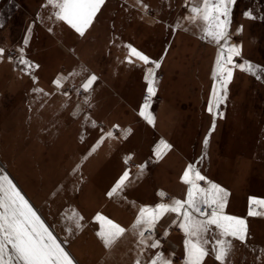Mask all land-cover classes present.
I'll return each instance as SVG.
<instances>
[{
    "label": "rangeland",
    "instance_id": "1",
    "mask_svg": "<svg viewBox=\"0 0 264 264\" xmlns=\"http://www.w3.org/2000/svg\"><path fill=\"white\" fill-rule=\"evenodd\" d=\"M165 4L166 0H105L81 36L66 22L56 19V9L48 0H0V49H3L0 55V175H7L18 189L34 192L32 198L41 207L42 200L36 194L43 188L41 180L43 176L48 179V174H55L64 155L65 190L68 193L75 190L78 195L74 208L66 200V208L59 204L57 212L64 220V236L78 239L81 256L98 254L96 250H85L84 245L100 244L97 214L121 225L126 230L121 238L139 237L132 226L139 213L140 200L148 204L157 184H169L167 179L175 171L168 170L166 163L159 169L161 179L147 182L136 173V167L129 169L118 161H106L111 151L106 145L99 147L94 164L90 159L92 164L84 167L80 145L71 140L77 136L79 126L94 125L101 108L102 118L122 119L116 122L120 127H125L124 120H136L139 134L134 145L138 149L145 145V125L154 126V123L153 119L149 123L140 115L145 97L138 102L143 91L138 72L115 80L116 89L126 97L123 102L104 88L100 107L92 90L85 92L82 85L94 75L96 80L92 85L100 93L99 86L106 80L107 71L118 72L125 62L138 60L130 48L141 51L145 45L147 50L156 53L158 49L159 53L166 47L165 24L171 23L175 27L169 30L173 41L168 58L161 61L151 57L145 65L164 78L162 88L160 79L156 78V98L149 102L146 114L152 116L154 108L162 104L164 108L160 105L154 119L156 126L170 129L172 135L168 136L183 153H192L194 144L197 145L195 159L203 152L197 161L198 168L202 170L210 162V174L228 187L225 190L229 193V210L247 217L250 225L245 242L239 243L241 264H264V216L248 217L246 213L250 196L264 199V0H236L230 35L224 47L223 41L217 44L205 36V24L200 18L193 19L191 8L202 6V0H167L166 11ZM137 6L147 13L154 10L156 15L151 20L158 24L168 17L166 13L174 16L170 23L162 21L165 28L161 25L149 28L148 21L142 20L144 10H138ZM30 29L31 39L27 33ZM106 34L114 36L112 43L119 44L125 58L117 51L113 54L105 51V38L109 37ZM233 45L241 49V55L233 57L234 63L248 61L255 74L234 68L227 97L217 110L216 127L205 146L203 141L213 123V114L207 109L213 85H217L213 79L217 54L223 47L226 55L227 48ZM11 47L17 50L16 56L8 54ZM149 51L143 54L148 56ZM21 57L29 64L20 63ZM152 61L160 67L155 68ZM139 66L144 70L142 61ZM57 79L61 80L59 87L54 83ZM63 86L66 91L62 90ZM91 104H95V111L91 110ZM75 109L79 112L77 117L72 115ZM132 109L136 111V118ZM101 127L111 137L117 135L112 131L115 126L102 123ZM70 128L72 134L68 133ZM181 162L182 156L175 155L172 167L179 169ZM44 165L49 169L45 175ZM125 171L129 177L122 190L109 196ZM202 171L206 177L207 173ZM205 181L207 187L211 180L206 177ZM211 183L222 186L220 182ZM54 184L55 188L56 183L52 182L48 189ZM165 199L168 201V196L161 198V203H166ZM46 214L54 221V212ZM171 231L173 227L167 226L161 236H168ZM85 238L88 242H84Z\"/></svg>",
    "mask_w": 264,
    "mask_h": 264
},
{
    "label": "snow or ice",
    "instance_id": "2",
    "mask_svg": "<svg viewBox=\"0 0 264 264\" xmlns=\"http://www.w3.org/2000/svg\"><path fill=\"white\" fill-rule=\"evenodd\" d=\"M104 3L105 0H48V4L56 9L54 12L56 19L66 22L81 36L92 24ZM235 3L236 0H202V6L192 7L191 13L193 19L198 17L205 24V36L220 44L229 38L231 6ZM245 15L250 16V13L246 12ZM24 43L27 44V40ZM130 51L145 65L150 63L147 55L135 48H130ZM2 54L3 49H0V55ZM240 55L241 49L235 45L227 48L226 55L223 48L217 54L213 79L217 80L219 88L216 84L213 85L208 104L207 110L213 114V123L208 136L203 141L205 146L208 145V137L215 129L217 114L215 110L219 109L227 97V86L233 77L234 68L255 74L253 65L248 61L234 63L233 57ZM20 63L29 64L22 57ZM151 63L155 65V68L160 67L158 62L152 61ZM144 79L147 83V97L140 115L152 123L151 116L146 114L145 110L149 107V99L156 92L154 68L147 69ZM95 80L96 77L93 75L83 83L82 88L85 92L90 89ZM54 83L59 87L61 80L57 79ZM108 135L111 136V133ZM169 147L170 145L161 141L155 149L157 156ZM128 177L129 173L125 171L108 195L112 196L118 190H122ZM205 180L206 177L190 164L182 176V182L188 185L186 200L171 199L169 203H158L154 207H141L132 226L140 237V244L150 249H159L160 241L152 239L149 243V237L153 236L157 224L165 215L175 214L179 219L176 226L185 236L182 264H204L210 251L219 264H226L233 247L232 240L240 242L246 240L247 220L241 216L226 214L229 193L211 182H208L207 187H202L200 182ZM159 195L163 197L164 193L161 192ZM247 216H264V199L250 196ZM95 219L100 225L97 236L105 247L113 246L125 234L126 230L111 219L100 214H97ZM77 227H80L79 223ZM210 243L211 249L209 248ZM0 264H73V258L7 175H0ZM136 264H173V260L171 256L166 257L162 252L157 251L147 261L137 260Z\"/></svg>",
    "mask_w": 264,
    "mask_h": 264
},
{
    "label": "crops",
    "instance_id": "3",
    "mask_svg": "<svg viewBox=\"0 0 264 264\" xmlns=\"http://www.w3.org/2000/svg\"><path fill=\"white\" fill-rule=\"evenodd\" d=\"M166 5H167V0L165 4V11H166ZM140 6H137L136 8H139ZM143 8H139L138 10H142ZM144 10V9H143ZM153 11V15H150L147 13V10H144V14H142V20L144 23L145 21H148L146 23L149 28H155L158 27L159 25L163 26L165 22L168 20V23L172 21V17L174 15L172 14H167L166 13V18L161 19V24L156 23L155 21L151 20L155 15V11ZM143 13V11H142ZM165 26L168 28L167 33H166V40L164 41L166 44V47L164 46L162 50L158 53V49H156V53H153L144 45V48L140 51L141 53H144V51H149L148 57H156L159 60L163 61V59L168 58L169 56V51L171 49L170 43L171 40L170 36L171 33H169V30L171 31L170 28L175 27L171 23L169 25ZM165 28V27H164ZM166 31V30H165ZM27 33L30 34V39L33 37V32L32 30H28ZM109 37L105 38V44H106V49L105 51H108L107 53L113 54L115 51L118 52V54H123L124 52L122 48L118 45H114L112 43L114 36L110 34ZM14 48V47H11ZM16 56V55H15ZM125 58V56H124ZM139 62L140 60L138 59L135 62H125L124 66L120 67V70L118 72L114 71H107L106 75L107 78L104 82L101 83L99 86V91L98 93L96 86L91 85L90 89L92 96L94 97V100L96 98V101L98 102L97 105L100 106V103L102 101L101 95L103 89H109L112 96L115 97L117 100L120 102L126 101V97L120 93L116 88L115 85V80L120 79L122 77H127L132 74H135L138 72L140 75L139 79L140 82L143 85V91L141 93L140 99L138 102L143 101V97L146 93V88H147V83L144 79L145 73L147 71L145 64H144V70L143 68H139ZM164 65V64H163ZM165 66V65H164ZM164 73V70H163ZM161 81V88L164 84V78L160 79ZM63 91H66L67 88L63 86L62 88ZM79 94L81 95L82 92ZM98 95V96H97ZM163 95V93H162ZM164 99V95H163ZM162 99V100H163ZM165 101V100H164ZM161 103V101H160ZM92 108L91 110L95 111L96 106L95 104H91ZM159 106L154 108L153 115L151 118L153 119L154 126L150 125H145V134L146 138L143 139L144 141V146L140 149L136 148L134 145L135 143L133 141L137 140L139 131L136 128V120L134 121H126L124 120L125 127H120L116 124V122L122 121V119H111L109 117L102 118L100 116V110L98 112V117L94 121V125H83L79 126V130L76 131L75 135L73 136L71 141H75L80 145V149L83 152V165L84 167H89L92 162L94 164V157L97 158V151L101 145H106L110 147V155L107 157L106 161L110 163H116L118 161L121 163V165L125 168L133 169L136 167L139 177L145 178L147 182L149 180H160L161 179V167L165 166L167 164L168 170H173L172 172L173 175L169 176V180L167 179L169 184L166 185H161L157 184V186L154 188V192L150 200H148V204H146V201L140 200V204L138 207V210L141 207H145L147 205L148 207H154L156 204L161 203V198L167 197L168 196V201L165 199L164 201H167L166 203H169L171 199H180V200H186L187 198V189L188 185L184 184L182 182V176L184 171L187 169V167L192 164L194 167L198 170V164L197 161L200 160L203 157V152L198 154V156L195 159V151L197 149V145L194 147V151L192 153L186 154L183 153L181 149H179L177 142L175 140L172 141V137L170 138L168 134H171V130L166 129L164 127H160L159 125L156 126V122L154 119L158 116L159 110L163 107L162 104H158ZM161 105V108H160ZM101 107V106H100ZM164 108V107H163ZM121 108H117L118 111H120ZM134 116L136 118V111L133 110ZM78 110L75 109L74 113L72 115L74 117H77ZM89 119V118H88ZM90 120V119H89ZM135 122V123H134ZM100 123H104L105 126L113 125L115 127H119V131L115 135V137H111L108 135V133L104 132ZM68 133L72 134L73 130L72 128L69 129ZM174 133V131H173ZM172 135V134H171ZM207 136V135H206ZM70 137V136H68ZM65 138V137H64ZM112 138V139H110ZM164 141L170 147L166 150H162L161 155L157 156L155 149L157 148L158 145H160V142ZM200 149V148H199ZM64 153V152H63ZM180 154L182 156V162L180 163L181 166L179 169H176L177 166L172 167L173 163V158L175 155ZM129 155H134L132 157H128ZM169 155V156H168ZM128 157V158H127ZM64 158V155H63ZM62 157L60 158L56 172L55 174H48V179L47 178H42L41 182L43 184V188L39 189V192H36L37 197H39L41 201V207L40 205L36 204V202L33 200L31 193V190H26V189H18L21 191L22 195L25 196V198L30 202V204L33 206V208L37 211V214L42 218V220L45 222L46 226L49 227V230L53 233V235L57 238L59 242H61L62 246L64 249L70 254V256L73 258V264H136L137 260L147 261L155 252L159 251L164 254V256H171L173 260V264H182L183 258H184V245L183 241L185 239V236L182 233V230L178 226H176L179 223V219L176 217L175 214H170V215H165L164 218H162L159 223L156 226L155 232L153 233V236L149 238L148 242L150 243L152 239H158L160 241L161 247L159 249H150L146 245L140 244V237H124L118 239L113 246L111 247H105L103 242L100 240L99 245H95L92 243H84V245L87 247L85 250H96L97 255H83L81 256V253L79 251V244H77L78 239H68L64 236V226L62 222L64 221L63 219H60V215L57 211H60L59 209V204H61L64 208H66V200L68 203L71 202L72 207H75V202H76V192L75 190L72 191V193H68L65 190V162ZM92 159V162L90 161ZM130 159H134L136 164L135 165H129L128 161ZM148 161H151L149 164ZM138 164V165H137ZM197 164V165H196ZM179 165V164H178ZM210 162L208 163V166H205L204 168H201L204 170L207 175V178H210L211 182H220L222 183V188L225 189L227 187L223 182H221L218 179H215L210 173H211V168ZM45 166V171L44 175L49 172V169L46 165ZM202 170L199 169L200 173L202 174ZM204 174V173H203ZM209 176V177H208ZM53 178V179H52ZM140 180L144 181L143 179L139 178ZM55 182V184L48 189L49 184ZM207 183V181H204ZM161 183V182H160ZM202 187H206L201 185ZM228 188V187H227ZM163 192L164 196L161 197L159 194ZM71 196V201L69 197ZM149 202L151 204H149ZM56 209V211H54ZM54 212L55 218L54 221H52L48 215L46 214L47 212ZM226 214H231V215H237L241 216L242 214L240 213H234L231 210H229V200L227 199V204H226ZM248 211V210H247ZM247 213V212H246ZM247 219V217H244ZM175 221V223H173ZM167 226L173 227V231L168 233V236L162 237L161 236V231L166 230ZM88 229H91V227H88ZM248 229H250V225L248 223ZM165 235L167 233L165 232ZM147 236V233H146ZM210 241L212 240L211 234L209 235ZM231 239V238H230ZM84 242H88L86 238L84 239ZM240 241L238 240H232V250L227 257L226 264H241V258H240ZM81 246V245H80ZM211 243L209 244V248L211 249ZM204 264H219L218 261L215 260L214 255L211 253L205 258Z\"/></svg>",
    "mask_w": 264,
    "mask_h": 264
},
{
    "label": "built area",
    "instance_id": "4",
    "mask_svg": "<svg viewBox=\"0 0 264 264\" xmlns=\"http://www.w3.org/2000/svg\"><path fill=\"white\" fill-rule=\"evenodd\" d=\"M148 13H149L150 15H153V11H152V10H149ZM8 54H9L10 56H15V55H17V50H16L15 48H10L9 51H8ZM155 78H157V79H162V78H163V74L158 73L157 70H155ZM144 97H145V99H146V97H147V93L145 94ZM158 97H159V96H158ZM155 98H156L155 95L152 96V97L149 99V102L153 101ZM159 98H160V97H159ZM101 125H102V123H101ZM112 131L115 132V133H117V132L119 131V128H117V127H113V128H112ZM149 163H151V161H149ZM128 164H129V165H135L136 162H135L134 159H130V160L128 161ZM201 185L206 186L207 183H205L204 181H202V182H201ZM209 211H210V210H209Z\"/></svg>",
    "mask_w": 264,
    "mask_h": 264
},
{
    "label": "water",
    "instance_id": "5",
    "mask_svg": "<svg viewBox=\"0 0 264 264\" xmlns=\"http://www.w3.org/2000/svg\"><path fill=\"white\" fill-rule=\"evenodd\" d=\"M232 7H233V5L231 6V8H232ZM230 19H232V14H231V16H230ZM230 25H231V23H230ZM229 30H230V26H229ZM225 43H226V42L223 41V47L225 46ZM224 51H225V49H224ZM218 87H219V84H218ZM216 113H217V110H216ZM216 118H217V114H216ZM216 118H215V127H216ZM208 133H209V132H208ZM207 136H208V134H207ZM209 137H210V136H209ZM209 137H208V138H209Z\"/></svg>",
    "mask_w": 264,
    "mask_h": 264
},
{
    "label": "bare ground",
    "instance_id": "6",
    "mask_svg": "<svg viewBox=\"0 0 264 264\" xmlns=\"http://www.w3.org/2000/svg\"><path fill=\"white\" fill-rule=\"evenodd\" d=\"M235 5L233 4V7H234ZM233 7L231 8V14H232V10H233ZM223 46V45H222ZM223 48V47H222ZM217 85H218V83H217ZM138 165V164H137Z\"/></svg>",
    "mask_w": 264,
    "mask_h": 264
}]
</instances>
